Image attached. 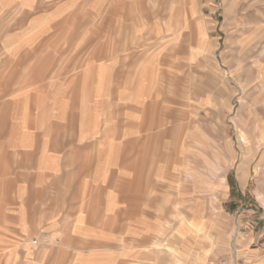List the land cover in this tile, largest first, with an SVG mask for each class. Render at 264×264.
Segmentation results:
<instances>
[{"label":"crops","instance_id":"crops-1","mask_svg":"<svg viewBox=\"0 0 264 264\" xmlns=\"http://www.w3.org/2000/svg\"><path fill=\"white\" fill-rule=\"evenodd\" d=\"M238 5L237 67L254 70L262 93L264 0ZM23 41L0 60V264H147L149 244L165 237L167 190L181 225V127L175 112L167 123L159 47L143 68L123 67L117 51L87 66L73 114L71 80L57 74L53 50ZM263 183L260 175L254 197L264 208ZM263 238L264 225L260 246Z\"/></svg>","mask_w":264,"mask_h":264},{"label":"rangeland","instance_id":"rangeland-1","mask_svg":"<svg viewBox=\"0 0 264 264\" xmlns=\"http://www.w3.org/2000/svg\"><path fill=\"white\" fill-rule=\"evenodd\" d=\"M30 1L0 0V60L9 62L4 50L23 40L51 48L57 74L71 80L73 114L81 109L87 66L117 51L123 67L143 68L159 47L167 123L175 112L181 127V203L174 207L181 225L174 229L167 190L165 237L149 244L147 264H196L202 255L200 264L220 258L264 264L255 253L264 254V238L257 242L264 208L254 197L257 178L264 179V92H254V70L237 67L240 0Z\"/></svg>","mask_w":264,"mask_h":264},{"label":"built area","instance_id":"built-area-1","mask_svg":"<svg viewBox=\"0 0 264 264\" xmlns=\"http://www.w3.org/2000/svg\"><path fill=\"white\" fill-rule=\"evenodd\" d=\"M33 244H37V241L34 240ZM205 264H246V262L243 259L230 260L228 258H220L217 260L209 259Z\"/></svg>","mask_w":264,"mask_h":264},{"label":"bare ground","instance_id":"bare-ground-1","mask_svg":"<svg viewBox=\"0 0 264 264\" xmlns=\"http://www.w3.org/2000/svg\"><path fill=\"white\" fill-rule=\"evenodd\" d=\"M188 225V224H187ZM193 225V224H192ZM194 226V225H193ZM209 234V233H208ZM207 234V235H208ZM210 236V235H209ZM239 241V239H237V241L236 242H238ZM198 245V244H197ZM202 257H203V255L202 256H200L199 258H198V260L196 261V264H200V262H201V260H202ZM208 257V256H207ZM206 263V262H205ZM204 263V264H205Z\"/></svg>","mask_w":264,"mask_h":264}]
</instances>
